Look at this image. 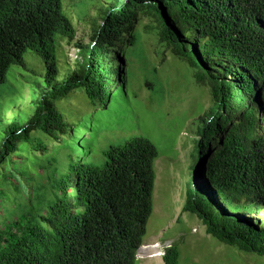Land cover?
Masks as SVG:
<instances>
[{"label": "trees", "instance_id": "16d2710c", "mask_svg": "<svg viewBox=\"0 0 264 264\" xmlns=\"http://www.w3.org/2000/svg\"><path fill=\"white\" fill-rule=\"evenodd\" d=\"M71 2L0 0V84L13 65L26 66L28 51L46 66L41 95L14 108L9 120L3 114L27 99V85L0 98V203L9 198V185L20 190L18 159L48 150L43 136L72 149L64 170L55 158L41 165L51 192L17 202L3 220L0 264H137L154 211L158 147L135 136L111 145L98 164L91 159L95 138L84 136L92 131L88 115L69 123L57 102L78 88L96 108L128 95L124 55L139 45L141 16L154 18L160 41L211 92L184 211L218 241L264 258V0H112L93 43H81L74 69L62 71L61 39L76 36L66 8ZM180 257L177 243L165 248V264H180Z\"/></svg>", "mask_w": 264, "mask_h": 264}, {"label": "rangeland", "instance_id": "374dc122", "mask_svg": "<svg viewBox=\"0 0 264 264\" xmlns=\"http://www.w3.org/2000/svg\"><path fill=\"white\" fill-rule=\"evenodd\" d=\"M111 1L73 0L66 7L76 36L73 41L61 39L62 52L58 51L57 58L60 67L64 65L62 71L74 69L81 43H93L94 29L103 22L101 15ZM135 31L140 36L139 45L134 53L124 55L125 68L130 73L128 95H118L106 106L96 108L85 90L78 88L58 101L57 107L69 123H76L88 115L92 131L85 132L84 136L95 138L97 151L91 159L98 164L106 162L104 152L111 145L125 143L135 136L146 137L158 147L154 211L137 264H165L161 256L163 251L159 252L160 242L165 248L174 243L180 246V264H263V257L242 252L209 235L197 215L184 211L187 190L194 180L193 165L198 159L196 144L200 140L197 133L200 118L212 106L210 88L199 84L188 62L175 56L160 41L154 18L141 16ZM25 61L26 66L13 65L7 72V81L0 84L1 99L11 94L13 86L27 85L22 93L27 99L8 107L3 114L7 120L16 115L14 108L24 107L30 102L29 98L36 100L44 89L46 66L41 57L28 51ZM64 75L58 80H64ZM42 138L47 143V151L37 150L35 158L28 159L24 155L18 159L16 168L19 170L14 173V181L20 190L14 185L7 187L10 195L0 203V226L14 211L17 202L26 201L38 190L44 194L51 192V182L41 166L43 163L55 158L62 170L69 163L72 149L66 147L63 140ZM26 163L29 169L23 175L18 171L25 168ZM73 192L69 188L71 195Z\"/></svg>", "mask_w": 264, "mask_h": 264}, {"label": "clouds", "instance_id": "9594fccd", "mask_svg": "<svg viewBox=\"0 0 264 264\" xmlns=\"http://www.w3.org/2000/svg\"><path fill=\"white\" fill-rule=\"evenodd\" d=\"M159 248H160V251L159 252H162L163 251V253H161V256H164V254H165V247L162 246V243L161 242L159 243Z\"/></svg>", "mask_w": 264, "mask_h": 264}, {"label": "bare ground", "instance_id": "6f19581e", "mask_svg": "<svg viewBox=\"0 0 264 264\" xmlns=\"http://www.w3.org/2000/svg\"><path fill=\"white\" fill-rule=\"evenodd\" d=\"M151 246H152V247H153V246H156V244H155V245L152 244Z\"/></svg>", "mask_w": 264, "mask_h": 264}]
</instances>
